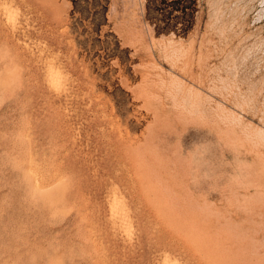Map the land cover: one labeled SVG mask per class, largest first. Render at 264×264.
I'll use <instances>...</instances> for the list:
<instances>
[{
    "label": "rangeland",
    "instance_id": "1",
    "mask_svg": "<svg viewBox=\"0 0 264 264\" xmlns=\"http://www.w3.org/2000/svg\"><path fill=\"white\" fill-rule=\"evenodd\" d=\"M0 264H264V0H0Z\"/></svg>",
    "mask_w": 264,
    "mask_h": 264
},
{
    "label": "bare ground",
    "instance_id": "2",
    "mask_svg": "<svg viewBox=\"0 0 264 264\" xmlns=\"http://www.w3.org/2000/svg\"><path fill=\"white\" fill-rule=\"evenodd\" d=\"M31 6H32V5H31ZM7 7H8V6H7ZM4 8H5V7H4ZM6 11H7V10H6ZM37 11H38V10H37ZM41 13H42V12H41ZM32 14H33V13H32ZM43 14H44V13H43ZM41 15H42V14H41ZM8 17H11V16L9 15ZM8 17H7V18H8ZM40 17H41V16H40ZM42 17H43V16H42ZM44 17H45V16H44ZM42 19H43V18H42ZM2 20H3V19H2ZM10 20H12V19H10ZM31 20H32V19H31ZM7 21H8V20H7ZM33 21H34V19H33ZM33 21H32V22H33ZM2 22H3V21H2ZM46 23H47V22H46ZM47 25H49V24H47ZM151 29H153V28H151ZM38 31H39V30H38ZM151 39H152V38H151ZM37 41H38V40H37ZM58 45H59V43H58ZM31 46H32V45H31ZM41 46H42V45H41ZM48 47H49V46H48ZM52 47H53V46H52ZM57 47H58V46H57ZM58 48H59V47H58ZM28 49H29V48H28ZM52 49H53V48H52ZM41 50H42V49H41ZM57 50H58V49H57ZM38 51H39V50H38ZM47 51H48V49H46V52H47ZM50 51H51V49H50ZM46 52H45V53H46ZM56 52H57V51H56ZM134 52H135V51H134ZM38 53H39V52H38ZM138 53H139V52H138ZM39 54H40V53H39ZM56 55H57V54H56ZM59 55H60V54H59ZM153 55H154V54H153ZM44 56H45V55H44ZM48 56H49V55H48ZM54 56H55V55H53V57H54ZM66 56H67V55H66ZM71 56H72V55H71ZM71 56H70V57H71ZM60 57H61V56H59V58H60ZM62 57H63V56H62ZM70 57H69V58H70ZM41 58L43 59V57H41ZM57 58H58V57H57ZM69 58H68V59H69ZM33 59H34V58H33ZM35 59H36V58H35ZM35 59H34V60H35ZM37 59H38V58H37ZM39 59H40V58H39ZM39 59H38V60H39ZM53 59H54V58H53ZM71 59H72V57H71ZM71 59H70V60H71ZM38 60H37V61H38ZM40 61H41V59H40ZM57 61H58V60H57ZM57 61H56V62H57ZM41 62H44V61H41ZM46 62H47V61H46ZM46 62H45V64H46ZM65 62H66V61H65ZM69 62H70V61H69ZM69 62H68V63H69ZM57 63H58V62H57ZM57 63H56V64H57ZM62 63H63V62H61V65H55V64H54V65H51V64H50L49 67H48V73H47L48 78H47V79H48L49 82H50L51 84H53V85H59V84L61 83V80H62V73H63V72L61 73L60 68H61V66H62ZM59 64H60V63H59ZM66 64H67V63H66ZM66 64H65V65H66ZM71 64H72V63H71ZM73 64H74V63H73ZM42 66H43V65H42ZM73 66H74V65H73ZM64 67H65V66H64ZM71 67H72V66H71ZM43 68H44V67H43ZM46 69H47V68H46ZM66 71H67V69H66ZM71 71H72V70H71ZM45 75H46V73H45ZM65 75H66V73H65ZM143 75H144V74H143ZM149 79H150V78H149ZM46 81H47V80H46ZM69 83H70V82H69ZM51 84H50V85H51ZM53 85H52V86H53ZM63 85H64V84H63ZM67 85H68V84H67ZM64 86H65V85H64ZM64 86H63V87H64ZM52 89H53V88H52Z\"/></svg>",
    "mask_w": 264,
    "mask_h": 264
}]
</instances>
